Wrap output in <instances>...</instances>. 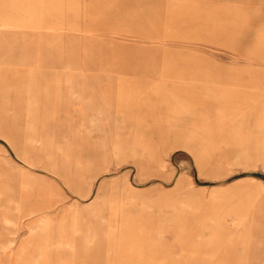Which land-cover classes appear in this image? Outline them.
Segmentation results:
<instances>
[{
	"label": "rangeland",
	"instance_id": "obj_1",
	"mask_svg": "<svg viewBox=\"0 0 264 264\" xmlns=\"http://www.w3.org/2000/svg\"><path fill=\"white\" fill-rule=\"evenodd\" d=\"M0 264H264V0H0Z\"/></svg>",
	"mask_w": 264,
	"mask_h": 264
},
{
	"label": "crops",
	"instance_id": "obj_2",
	"mask_svg": "<svg viewBox=\"0 0 264 264\" xmlns=\"http://www.w3.org/2000/svg\"><path fill=\"white\" fill-rule=\"evenodd\" d=\"M214 217H210V224H211V222L214 220L213 219ZM214 222V221H213ZM203 228V227H202ZM198 229V228H197ZM203 229H206V228H203ZM213 229V225H211V229L209 230V228H207V230H209V231H213L212 230ZM219 249V245L216 247V250L215 251H217ZM214 251V252H215ZM214 252H212V254L214 253ZM212 257V256H211Z\"/></svg>",
	"mask_w": 264,
	"mask_h": 264
},
{
	"label": "bare ground",
	"instance_id": "obj_3",
	"mask_svg": "<svg viewBox=\"0 0 264 264\" xmlns=\"http://www.w3.org/2000/svg\"><path fill=\"white\" fill-rule=\"evenodd\" d=\"M204 227H206V229L209 228L207 224H205ZM157 261H158V260H157Z\"/></svg>",
	"mask_w": 264,
	"mask_h": 264
}]
</instances>
